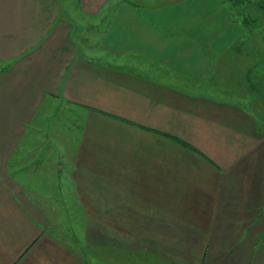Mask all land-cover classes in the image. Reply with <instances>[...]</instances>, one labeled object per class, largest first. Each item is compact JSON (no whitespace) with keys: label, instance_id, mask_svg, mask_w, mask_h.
Segmentation results:
<instances>
[{"label":"crops","instance_id":"crops-1","mask_svg":"<svg viewBox=\"0 0 264 264\" xmlns=\"http://www.w3.org/2000/svg\"><path fill=\"white\" fill-rule=\"evenodd\" d=\"M108 1L0 0V264H100L58 221L102 203L144 250L112 264H264V66L139 43Z\"/></svg>","mask_w":264,"mask_h":264},{"label":"rangeland","instance_id":"rangeland-1","mask_svg":"<svg viewBox=\"0 0 264 264\" xmlns=\"http://www.w3.org/2000/svg\"><path fill=\"white\" fill-rule=\"evenodd\" d=\"M101 11L115 12L118 27H123L122 22L126 21L136 30L139 29V33H143L137 38L139 43L161 44L164 52L168 50L169 53L175 47L174 45L181 49L191 44L194 33V42L197 45L211 44L212 48L227 49L231 54L233 51L242 53L244 56L250 52L255 55L254 60H259L261 66H264L261 63L264 60V0H109L102 5ZM123 17L125 19H120ZM150 29L156 30V38L148 35L149 32H145ZM180 30L189 31V36L181 33ZM228 57L230 59L232 56L229 54ZM182 61L187 62V59ZM182 70L184 68L179 71ZM236 70L235 68L234 71ZM231 74L235 72L228 71L229 80H231ZM261 87H264V82L257 81L254 87L256 91H252V98H256V94L264 97L262 93L264 90ZM239 94H241L240 90ZM260 105L264 106V103ZM54 121L58 123V120ZM100 185L105 188L106 181L101 180ZM100 191L102 203L106 200V194H102L103 189ZM104 206L106 204L103 203L98 206L100 211L73 210L67 211L66 214L64 212L61 220L58 221V226L62 225L60 235L67 236L69 242H72L73 236L81 238L84 249L90 248L99 252L100 264L113 263V260L109 259L111 250L117 254L116 261L123 262L120 258L121 252L127 251L128 247H131L132 254H135L132 260L138 263L140 259L135 257L141 256L144 250L135 246L140 244L116 243L113 247L107 239L113 230L116 235L133 234L139 230L140 226H124L123 212L116 211L114 213L116 225L113 230L109 229L106 224L111 212L108 213ZM127 217L130 218V212ZM86 236L91 237L94 242H88ZM138 252L141 255H137Z\"/></svg>","mask_w":264,"mask_h":264},{"label":"trees","instance_id":"trees-1","mask_svg":"<svg viewBox=\"0 0 264 264\" xmlns=\"http://www.w3.org/2000/svg\"><path fill=\"white\" fill-rule=\"evenodd\" d=\"M177 142H178L179 144H181L183 147L191 148L186 142H184V141H182V140H180V139H178Z\"/></svg>","mask_w":264,"mask_h":264}]
</instances>
